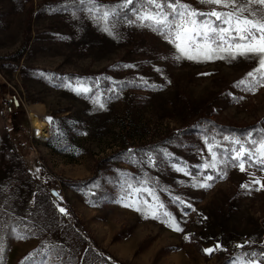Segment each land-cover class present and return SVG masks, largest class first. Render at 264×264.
Listing matches in <instances>:
<instances>
[{
    "label": "rangeland",
    "instance_id": "obj_1",
    "mask_svg": "<svg viewBox=\"0 0 264 264\" xmlns=\"http://www.w3.org/2000/svg\"><path fill=\"white\" fill-rule=\"evenodd\" d=\"M123 3L0 0V264H264V165L233 158L264 138L257 62L182 58Z\"/></svg>",
    "mask_w": 264,
    "mask_h": 264
},
{
    "label": "snow or ice",
    "instance_id": "obj_2",
    "mask_svg": "<svg viewBox=\"0 0 264 264\" xmlns=\"http://www.w3.org/2000/svg\"><path fill=\"white\" fill-rule=\"evenodd\" d=\"M200 3L222 6L231 10L221 12L213 9L205 13L195 10L186 3H181L180 0H171V2L145 0V4L152 10L139 12L137 19L145 22L142 26L153 28L168 38L169 42L174 43L182 58L236 60L242 57L248 61L255 60L258 66L247 73V77L251 79L241 80L239 84L248 91H253L258 85L264 87V8L257 9L249 6L250 4L264 6V0H200ZM132 4L133 0H124L119 7L127 8ZM145 4H141V8H144ZM108 17L109 12L105 11L102 16L105 22L108 21ZM75 90L84 93L89 91L86 87H78ZM233 142L240 144L239 140ZM249 143L256 144L257 141L250 140ZM259 145L255 152L245 153L243 146L236 150L237 154L233 158L241 161L239 165L241 171H245L242 159L245 155L249 159L253 155H259V163L264 165V138L259 141ZM210 167H216L214 153ZM176 171H182V169L177 167ZM211 178L207 177L209 180ZM255 183L261 184L260 181ZM261 187H264V184H261ZM59 210L65 213L63 208ZM176 230L182 231L179 227ZM205 251L211 254L214 250L206 249Z\"/></svg>",
    "mask_w": 264,
    "mask_h": 264
},
{
    "label": "built area",
    "instance_id": "obj_3",
    "mask_svg": "<svg viewBox=\"0 0 264 264\" xmlns=\"http://www.w3.org/2000/svg\"><path fill=\"white\" fill-rule=\"evenodd\" d=\"M23 100L21 94L12 87L6 95V112L8 115H16L20 109L23 108Z\"/></svg>",
    "mask_w": 264,
    "mask_h": 264
},
{
    "label": "bare ground",
    "instance_id": "obj_4",
    "mask_svg": "<svg viewBox=\"0 0 264 264\" xmlns=\"http://www.w3.org/2000/svg\"><path fill=\"white\" fill-rule=\"evenodd\" d=\"M30 118L32 120L37 137L45 140L48 139L49 132L45 124L39 122V120L36 119V116L33 113L30 114Z\"/></svg>",
    "mask_w": 264,
    "mask_h": 264
},
{
    "label": "water",
    "instance_id": "obj_5",
    "mask_svg": "<svg viewBox=\"0 0 264 264\" xmlns=\"http://www.w3.org/2000/svg\"><path fill=\"white\" fill-rule=\"evenodd\" d=\"M53 195L58 196V193L56 191H53Z\"/></svg>",
    "mask_w": 264,
    "mask_h": 264
},
{
    "label": "trees",
    "instance_id": "obj_6",
    "mask_svg": "<svg viewBox=\"0 0 264 264\" xmlns=\"http://www.w3.org/2000/svg\"><path fill=\"white\" fill-rule=\"evenodd\" d=\"M241 129L243 128V127H240ZM67 221L69 220V218L68 219H66ZM80 232V231H79ZM87 244H88V242H87Z\"/></svg>",
    "mask_w": 264,
    "mask_h": 264
}]
</instances>
